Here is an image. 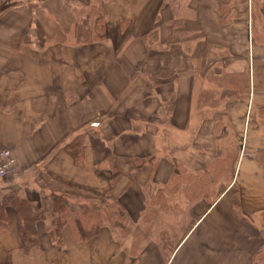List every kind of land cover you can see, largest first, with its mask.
Masks as SVG:
<instances>
[{
  "label": "crops",
  "instance_id": "0c3cea01",
  "mask_svg": "<svg viewBox=\"0 0 264 264\" xmlns=\"http://www.w3.org/2000/svg\"><path fill=\"white\" fill-rule=\"evenodd\" d=\"M248 4L182 0L181 31L172 29L165 0H104V41L80 44L65 0H0V151L10 149L18 163L0 182V202L18 190L51 217L55 195L111 190L139 220L146 197L168 181L169 197L185 200L183 189L173 191L177 164L207 172L227 145L235 154L230 181L218 180L192 206L172 252L154 238L134 256L109 223L88 240L68 225L61 246L44 220L39 245L26 251L8 207L0 264H253L264 254V44L257 38L264 0L258 12ZM52 22L69 30L68 39L54 42ZM150 32L156 36L145 37ZM225 73H245L246 93L214 79ZM83 133L78 158L68 144Z\"/></svg>",
  "mask_w": 264,
  "mask_h": 264
},
{
  "label": "trees",
  "instance_id": "16d2710c",
  "mask_svg": "<svg viewBox=\"0 0 264 264\" xmlns=\"http://www.w3.org/2000/svg\"><path fill=\"white\" fill-rule=\"evenodd\" d=\"M65 1L72 7V11L76 16L77 42L80 44H90L104 41L102 34L104 28V0H89V5L79 4L76 0ZM169 3L175 5L178 1L170 0ZM55 32L54 41L56 43L64 42L69 35V30L60 24L55 26ZM152 35H154V32L145 34V37ZM214 79H218L217 81H220L221 86L237 90L240 94H245L247 91L244 87L246 80L245 73H225L221 78L214 76ZM205 96H209L208 92H205ZM85 135V133L80 134L68 144V148L78 158L80 157ZM225 153L224 157L209 164L207 172H192L187 170L184 165L177 164L176 174L172 179L173 191L177 192L183 189L185 199L187 200L186 207H180L179 205L171 206L169 202V181L164 185L167 190H159L149 197L148 209L137 221L132 220L131 214L125 209L124 205L111 196V190L102 196L83 197L86 202L74 207L67 202L68 197L55 195L52 200L51 221L47 227L48 232L58 245L63 246L65 242L64 229L66 226H71L73 233L78 239L88 240L98 235L101 228L106 223H109L112 228L117 229L118 232L120 231L121 236L118 235V240L121 246L134 256L142 252L144 247L154 238L158 241L162 250L169 249L172 252L180 239L178 240L170 235L175 229H171L169 225L168 227L162 226L160 223L162 215L165 213L183 214L184 217L181 219L180 229L182 232H185L187 223L192 219L191 206H194L205 195L212 194L216 190L218 180L229 178L228 182L230 181L232 162L235 154L230 153L229 150H226ZM149 159L152 161L154 170L157 162L153 164V156ZM258 160L264 167V153L258 156ZM210 173L214 176L213 179ZM151 177L153 179V172ZM116 183L117 180H114L113 186ZM72 195L70 197H82L75 193ZM109 201L111 203L107 204ZM8 207H12L16 211L20 228L26 241L24 249L28 251L31 247L38 246V223L47 217L42 208L27 197L22 196L18 190H13L3 196L0 202V229H7L11 224L7 213ZM105 214L109 216L108 222L105 221ZM127 239H131L129 246L125 244ZM253 264H264V254L258 255Z\"/></svg>",
  "mask_w": 264,
  "mask_h": 264
},
{
  "label": "rangeland",
  "instance_id": "374dc122",
  "mask_svg": "<svg viewBox=\"0 0 264 264\" xmlns=\"http://www.w3.org/2000/svg\"><path fill=\"white\" fill-rule=\"evenodd\" d=\"M168 1L170 2V0H165V3L167 4ZM177 1H178V3L175 4V5H172V3H169L168 2L170 4L169 7L172 10V14H174V17L178 18V19L174 20L173 22H171V26H172V29H174V30L177 29V30L183 31L184 30V18L181 17V16H184L183 15V12L184 11H183V7L181 5V1L182 0H180V3H179V0H177ZM247 2H249V4H248L249 7L248 8H249V12H250V4L252 5V2H253V7H254L253 8V11L254 10L257 11L260 8V4L262 3V0H251V3H250V0H247ZM167 13H168V11H165V14H167ZM180 14H182V15H180ZM261 16L259 14L257 15V17L260 19V24H261V27L260 28L262 29V32H258V33L264 34V21H262L263 15H261ZM75 19H76V16H75ZM52 24L54 25V30H55V26L57 25V23H53L52 22L51 25ZM53 25H52V27H53ZM254 27H255V25H254ZM54 33H56V32L54 31ZM177 34H179L180 36L177 35ZM177 34L176 35L179 38H184V33L177 32ZM68 37H67V39H68ZM257 38H258V43H263L264 44V36L262 38H259V36H258ZM166 136H168L167 133H166ZM230 148H231L230 145H227V149L226 150L228 151V150H230ZM166 154H167V152H166ZM164 155H165L164 153H161V156H164ZM223 183H225V182H223ZM226 183H228V179H226ZM161 190H167V188H165L163 186V187H161ZM67 202H69V204L72 207H74V206H78V205H80L82 203H85L86 200L83 197L74 198V197L68 196ZM169 202H170V204H171L172 207L175 206V205H179L180 207H186L185 206V204H186L185 202H187V200L186 199L184 200L181 197H175V199L174 198H170V201ZM110 203H111V201H109L107 204H110ZM148 205H149V197H146V208L147 209H148ZM49 206H50V208H46L45 207V209L47 211H50V209H51V205H49ZM191 208H192V206H191ZM147 209H146V211H147ZM45 214H46V216L48 215V217H46L47 219H45L44 222L45 223L50 222V220H51L50 215L47 212H45ZM131 216H132V220L137 221V216L134 213ZM191 216H192V214H191ZM183 217H184L183 214H176V213H170L169 214V213H165V214L162 215L161 220H160V223L162 224V226H165V227H168V225L172 224L171 229H175L173 231V233H172V237L179 240L182 237L183 233H184V231L182 232L181 229H180V227H181V219ZM104 218L106 219L105 221L108 222L109 216L105 214V217ZM192 220L193 219H191L190 222ZM189 223H187L186 229L189 228V226H190ZM115 233H116V236H117V239H118V235L121 236V233H120V231L118 232L117 229H115Z\"/></svg>",
  "mask_w": 264,
  "mask_h": 264
},
{
  "label": "built area",
  "instance_id": "2783aa9c",
  "mask_svg": "<svg viewBox=\"0 0 264 264\" xmlns=\"http://www.w3.org/2000/svg\"><path fill=\"white\" fill-rule=\"evenodd\" d=\"M17 171V161L11 150L4 149L0 152V181L14 175Z\"/></svg>",
  "mask_w": 264,
  "mask_h": 264
}]
</instances>
